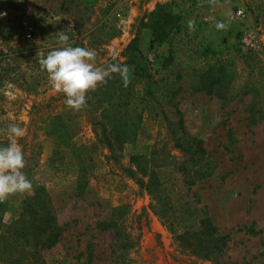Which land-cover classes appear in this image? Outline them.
Returning a JSON list of instances; mask_svg holds the SVG:
<instances>
[{
  "label": "rangeland",
  "instance_id": "1",
  "mask_svg": "<svg viewBox=\"0 0 264 264\" xmlns=\"http://www.w3.org/2000/svg\"><path fill=\"white\" fill-rule=\"evenodd\" d=\"M165 4L177 21L168 39L158 44L145 24L156 6ZM3 13L0 145L7 146L10 123L26 130L18 143L32 190L0 202V223L16 220L21 203L40 186L61 228L58 243L42 253L45 264H264V0H99L90 8L73 0H0ZM189 20L195 21L194 31L188 29ZM221 21L227 23L226 30H217ZM61 31L69 36L70 46L94 49L98 66L127 65V87L113 74L87 94L83 109H70L66 97L51 88L37 56L62 46ZM243 35L252 39L251 48L242 43ZM132 40L142 55L140 62H131L126 51ZM251 54L257 55L261 70L247 68L244 57ZM216 59L234 72L225 100L191 91V70ZM144 61L147 75L165 88L164 97L158 92L154 99L143 98L144 74L138 69ZM244 83L257 87L260 95L254 100L250 94L242 96ZM113 87L122 89L128 116L139 103L142 117L135 140L114 149L116 159L97 142L99 126L91 124L99 121L97 108ZM169 89L177 91L171 100ZM136 97L143 100L136 102ZM251 104L261 111L258 116L248 112ZM177 111L184 131L203 141L206 156L195 165L211 170L190 187L177 168L194 162L172 144L173 135L179 134ZM52 123L68 135L71 145L83 147L87 172L82 177L70 152L59 150L46 135ZM136 154L163 164L157 174L172 207L167 216L158 214L163 206L129 176V158ZM185 206L194 209L190 216ZM204 215L228 235L222 253L208 259L176 238ZM251 224L257 234L240 230Z\"/></svg>",
  "mask_w": 264,
  "mask_h": 264
},
{
  "label": "trees",
  "instance_id": "2",
  "mask_svg": "<svg viewBox=\"0 0 264 264\" xmlns=\"http://www.w3.org/2000/svg\"><path fill=\"white\" fill-rule=\"evenodd\" d=\"M73 1H77L84 8H90L99 0ZM176 21L177 17L170 12L166 4L157 5L155 10L149 15L145 27L151 30L153 42L161 44L168 39L169 34L176 25ZM126 51L130 52L131 62H135L136 59L140 62L143 59L133 40L126 47ZM254 59L256 60L255 63L253 62ZM244 61L247 68L251 69V72L253 71L252 67H260L259 70H261L262 65L257 55H247L244 57ZM139 65L138 71L144 74L140 76L144 81L142 88L143 98L154 99L158 92H161L160 96L164 97L163 90L165 88L158 87V81L152 80L147 75L145 61L143 65L141 63ZM191 73L193 75L191 85L193 93L202 92L206 95L215 96L219 100H225L234 85V72L231 70L230 64L221 59L205 63L198 69H192ZM240 89L242 96L250 94L252 100H254L256 95H260L257 87L248 86L247 83H244ZM166 92L169 100L177 93L175 89H169ZM123 96L122 89L118 91L113 87L107 98L105 97L104 104L102 101V105L97 108L99 110V121H92L91 123L99 126V132L94 133L96 140L108 150V157L113 159H116L115 148L122 147L124 144L135 140L136 130L142 118L141 113L137 112L139 103L133 107V116H128V102L126 100L125 102L122 101ZM143 98L138 99L136 97L135 101H142ZM248 112L251 113L252 117H255L261 111L254 108V104H251L248 106ZM176 114L179 116L176 123L179 134L177 136L173 135L172 144L183 155H187L189 161L194 162L193 165H179L177 168L183 175L184 184L190 187L197 181L208 177L211 170L209 165H195V163H201L206 156L203 141L189 136L184 131L180 113L177 111ZM52 120L56 121L59 119L54 117ZM55 127L56 124L52 123L46 135L50 136L58 144L61 148L59 150L70 152V155L76 161L78 174L82 177L87 172L86 160L81 156L83 147L71 145L68 135L62 130L55 129ZM153 162V159L148 155H131L129 158L131 167L127 169V172L130 177L135 179L140 188L145 189L152 199L163 206L158 214L167 216L168 211L172 207L168 198L166 199L165 197L166 193L163 183L157 174V169L163 164L157 165ZM193 211L194 209H189L185 206L184 212H187L189 216ZM252 225L247 228L241 227L240 230L245 229L250 234H257L253 230ZM60 236L61 228L57 224L49 199L44 189L37 186L33 189L32 195L21 203V211L18 218L8 224L0 223V263L45 264L42 256L43 251L53 248L58 243ZM176 238L180 244L185 245L193 254L204 259L219 256L226 248L228 242V235L219 231L212 223L210 217L206 215L197 219L194 228L184 229Z\"/></svg>",
  "mask_w": 264,
  "mask_h": 264
},
{
  "label": "clouds",
  "instance_id": "3",
  "mask_svg": "<svg viewBox=\"0 0 264 264\" xmlns=\"http://www.w3.org/2000/svg\"><path fill=\"white\" fill-rule=\"evenodd\" d=\"M215 3V0H210ZM6 15V13L0 14ZM189 31L195 30V21L189 20ZM227 23L217 22V30H226ZM60 48L50 51L46 56L38 52V63L46 71L51 88L62 93L66 105L80 111L86 106L87 94L107 83L113 74H118L125 87L130 83V68L118 62L97 65V52L87 47L69 45V36L63 31L58 33ZM116 57L113 56V60ZM7 146L0 147V202L17 193L23 194L32 190V182L22 171L26 159L18 139L26 135V130L16 123H10L6 129Z\"/></svg>",
  "mask_w": 264,
  "mask_h": 264
},
{
  "label": "built area",
  "instance_id": "4",
  "mask_svg": "<svg viewBox=\"0 0 264 264\" xmlns=\"http://www.w3.org/2000/svg\"><path fill=\"white\" fill-rule=\"evenodd\" d=\"M26 37L29 38L30 37V34L28 33L26 35ZM241 41L245 45L246 48H251V46H252V39L250 38L249 35H243Z\"/></svg>",
  "mask_w": 264,
  "mask_h": 264
}]
</instances>
